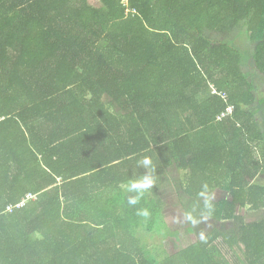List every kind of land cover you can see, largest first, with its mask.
<instances>
[{
  "label": "trees",
  "instance_id": "16d2710c",
  "mask_svg": "<svg viewBox=\"0 0 264 264\" xmlns=\"http://www.w3.org/2000/svg\"><path fill=\"white\" fill-rule=\"evenodd\" d=\"M250 75L264 0H0V264H264ZM163 189L196 240L159 256Z\"/></svg>",
  "mask_w": 264,
  "mask_h": 264
},
{
  "label": "rangeland",
  "instance_id": "374dc122",
  "mask_svg": "<svg viewBox=\"0 0 264 264\" xmlns=\"http://www.w3.org/2000/svg\"><path fill=\"white\" fill-rule=\"evenodd\" d=\"M162 194L165 200V208L164 213L159 221L158 227L151 234L144 232L141 234L144 235L149 250L159 256L161 252H167L170 255L177 253L181 250V248L192 244L196 240V237L193 236L188 229V227H190V223L188 218H186L185 208H180V205L178 203L179 200L169 191V189H163L160 192V195ZM240 214L244 217L246 222L257 221L264 218V212L253 213L247 210H242L240 211ZM212 229V225L203 220H201L199 224L196 225V231L199 232H210L212 231ZM174 230H177V232H179L178 236L181 237V239L179 238L167 243L166 236L167 234H170L168 232H172ZM180 232L182 233L180 234ZM204 235V233H201L200 235L198 234L196 236L200 238Z\"/></svg>",
  "mask_w": 264,
  "mask_h": 264
},
{
  "label": "crops",
  "instance_id": "0c3cea01",
  "mask_svg": "<svg viewBox=\"0 0 264 264\" xmlns=\"http://www.w3.org/2000/svg\"><path fill=\"white\" fill-rule=\"evenodd\" d=\"M246 72H250L249 68L244 69ZM257 77V76H256ZM254 75H250L251 78H256ZM255 89H254V103L251 106V109L257 112V119L261 123V119L263 118L264 112V78L261 76L260 78L255 79ZM261 183H264V175H261L259 178Z\"/></svg>",
  "mask_w": 264,
  "mask_h": 264
},
{
  "label": "built area",
  "instance_id": "2783aa9c",
  "mask_svg": "<svg viewBox=\"0 0 264 264\" xmlns=\"http://www.w3.org/2000/svg\"><path fill=\"white\" fill-rule=\"evenodd\" d=\"M213 93L216 94L217 92L214 90ZM232 112H233V108L231 107V108H229V109L227 110V112L222 113L221 118L226 117L227 115L231 114ZM221 118H219V120H220ZM22 205H23V203H22L21 205H19L18 207H20V206H22ZM12 210H13V207H10V208H9V211L11 212Z\"/></svg>",
  "mask_w": 264,
  "mask_h": 264
}]
</instances>
